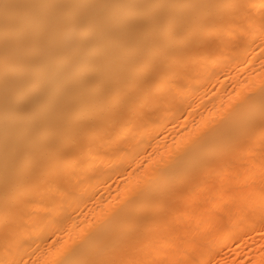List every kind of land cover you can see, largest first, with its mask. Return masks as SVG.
<instances>
[{"label":"bare ground","instance_id":"6f19581e","mask_svg":"<svg viewBox=\"0 0 264 264\" xmlns=\"http://www.w3.org/2000/svg\"><path fill=\"white\" fill-rule=\"evenodd\" d=\"M0 264H264V0H0Z\"/></svg>","mask_w":264,"mask_h":264}]
</instances>
